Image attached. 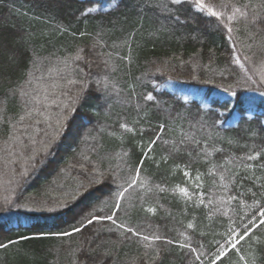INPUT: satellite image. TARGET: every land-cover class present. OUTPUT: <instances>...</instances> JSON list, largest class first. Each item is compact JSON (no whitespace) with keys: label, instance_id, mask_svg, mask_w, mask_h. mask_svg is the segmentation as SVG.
Instances as JSON below:
<instances>
[{"label":"trees","instance_id":"obj_1","mask_svg":"<svg viewBox=\"0 0 264 264\" xmlns=\"http://www.w3.org/2000/svg\"><path fill=\"white\" fill-rule=\"evenodd\" d=\"M88 3L89 0H0V101L5 100L7 89L26 80L29 72H34L37 78L34 86L37 88L40 84L54 82L59 67L55 64V58L75 54L78 48L84 50V60L78 62L80 66L88 71V63L92 64L91 75L76 77L85 79L87 87L80 92L68 127L54 147L53 154L19 185L13 203L7 204L0 196V242L17 240L15 245L0 250V253H11L7 260L0 259V264H143L142 244L137 241L124 242L114 249L107 242L115 240V236H109L106 232L101 236L95 235L99 225L90 226L83 233L71 237V247H61L68 241L57 238L18 240L21 235L65 230L101 198V193L107 195V188L96 190V186H93L84 190L83 195L68 207L51 212L40 208H14V204L23 203L35 208L46 195H56L64 182V178L58 175L60 169H67L76 163V152L83 147V138L97 136L101 128V151L119 153L123 149L129 153L130 164L138 162L142 155L140 145L146 144L151 133L146 131L135 136L124 133L119 129L121 118L126 116L130 123L139 118V126L144 128L149 127V122L157 123V120L154 110L147 118L143 113L137 117L134 105L122 103L136 77L143 78L148 73L146 79L149 82L144 88H137V91L152 90L151 81H155L154 95L173 107L175 135L178 136L183 128L192 131L198 139L208 137L210 144L224 149V153L238 155L246 151L242 147L245 144L264 146V96L248 93L258 82L245 80L239 65L232 63L230 41L226 33L217 27L214 18L196 20L189 16L187 23L178 25L157 7L161 0H125L119 12L113 15L119 16L121 21L126 19L127 23L122 26L117 24L115 29L108 25L106 34L101 37L105 46L97 44L93 48L100 19L94 18L95 13L81 18L80 13ZM185 18L181 16L182 20ZM234 27L238 29L234 37L239 38V43H252L242 22ZM61 28L67 31H60ZM247 51L240 50L241 57ZM109 52H118L120 56L130 55L131 64L116 58L111 61L116 65L115 69L109 66L105 70L107 56L101 53ZM36 58L43 60V63L38 64L34 71L33 61ZM46 58H51L52 62ZM104 75H108L118 88L124 90L119 96L112 92L111 86L106 90L103 82L97 84L96 81L102 80ZM245 85L246 88L242 89ZM80 87L76 85L73 91ZM21 107L18 96L8 97L6 103L0 104L6 119L16 117ZM56 109V106H52V111ZM163 119L167 120V115ZM190 125L195 127L190 128ZM7 131L8 125L0 124V142ZM155 147L152 155L157 159L166 155L159 144ZM224 153H214L212 159L219 161ZM186 160L185 155L169 158L159 167L152 161L145 163L142 175L152 183H163L169 191L159 194L158 203L153 197H149L145 203V207H156L155 215L144 212L137 202V208L130 211L127 217L132 224H151L152 230H171L169 234L177 236V229L182 230L191 215L183 214L184 201L170 189L177 184L183 186V165ZM118 163L113 157L106 160L104 166ZM176 165L181 167L178 169ZM197 168L202 173L207 172L206 164H195L191 170L193 177ZM78 173L79 169L72 170V175ZM195 214L199 217L198 224H208L199 210ZM221 222L226 225L227 218L217 219L213 228L217 233L224 232V228L219 226ZM200 230L198 228L195 234L197 239ZM216 239H220V236L217 235ZM243 249L249 264H264V244L253 241L245 243ZM229 260L237 264V254L231 253ZM157 264H185L184 254L173 247L171 254L165 253ZM224 264H228L227 260Z\"/></svg>","mask_w":264,"mask_h":264},{"label":"snow or ice","instance_id":"obj_2","mask_svg":"<svg viewBox=\"0 0 264 264\" xmlns=\"http://www.w3.org/2000/svg\"><path fill=\"white\" fill-rule=\"evenodd\" d=\"M124 4L125 0H89L88 6L81 11V18L95 13L94 18L100 19L93 48L97 44L105 46L101 37L106 34L108 25L115 29L117 24L122 26L127 23L126 19L121 21L119 16L113 15L118 13ZM186 5L188 7H185ZM157 7L178 25L187 23L189 16L196 20L214 18L217 27L226 33V38L230 41L233 50L232 63L245 69L248 80L257 82L248 75L244 63L251 61L252 56L244 54L242 62L240 50H251L255 46L264 53V0H161ZM181 16L186 18L182 20ZM241 22L244 24L247 38L252 43H239V38L234 37V33L238 31L234 26ZM60 31L67 29L61 28ZM83 51L78 48L75 54L69 53L55 58V64L59 67L56 69L57 79L54 82L40 84L38 90L34 86L37 78L34 72H29L27 79L10 86L5 93V100L0 101V104L6 103L8 97L18 96L22 105L16 117L7 119L4 109L0 108V124L8 125L7 135L0 142V162L3 164L0 175H11L18 186L22 185L32 170L43 165L47 157L53 154L54 147L68 127L80 92L87 87L85 79L76 77L91 75V62L87 65L88 71L78 63L84 60ZM101 55L107 56L104 61L105 70L109 66L115 69L116 65L111 61L116 58L131 64L130 55L120 56L118 52ZM46 59L52 62L51 58ZM42 63L43 60L36 58L33 61L34 71L38 64ZM148 76L149 74L145 73L143 78H135L134 83L129 85L122 103L134 105L137 117L143 113L147 118L154 110L157 123L149 122V127L144 128L139 126V118L130 123L126 116L122 117L119 123L120 130L133 136L138 133L142 135L146 131L151 133L146 144L140 145L142 155L138 162L130 164L129 153L123 149L119 153L101 151L99 133L103 132V128L97 136L84 137L83 147L76 152L77 162L67 169L61 168L58 173L64 178V182L59 186L60 191L54 196L46 195L38 203L51 212L68 207L83 195L84 190L93 186H96V190L107 188L108 194L101 193V198L83 211L65 230L40 232L32 236L21 235L18 240L57 238L68 241L61 247H71V237L83 233L90 226L99 225L95 235L101 236L106 232L109 236H115V240L107 242L114 249L124 242L137 241L142 244L143 264H157L165 253L171 254L173 247L180 249L184 254L185 264H224L226 260L228 264H232L229 260L231 253L237 254V264H249L243 245L253 241L264 244V146L245 144L242 147L246 151L238 155L233 152L224 153V149L212 146L208 137L198 139L192 131H185L183 128L178 136L175 135L173 121L176 117L172 115L173 107L154 95L155 81H151L152 90L137 91V88H144L149 82L146 79ZM96 82H103L106 90L111 86L112 92L117 96L124 91L118 88L116 82L110 80L108 75ZM260 83L264 87V74L260 76ZM78 84L81 87L73 91ZM52 106H56L58 110L52 111ZM165 115L167 120L163 119ZM191 127L195 126L190 125ZM200 127L203 129L204 125L201 123ZM166 136L169 138H165ZM157 144L161 146L162 151H166V155H162L160 159L152 155ZM214 153L224 154L216 161L212 159ZM185 155L187 160L183 165V186L177 184L170 190L184 201L183 214L191 215V219L186 224L181 222L183 228L177 229L176 237L169 234L171 230H152L151 224H132L127 217L130 211L137 208V202L144 212L155 215L156 207H145V203L149 197H153L158 203L159 194L169 191L163 183H152L147 176L142 175L145 163L152 161L159 167L169 158L175 159ZM113 157L119 163L105 167V161ZM199 163L207 165V172L202 173L197 168L193 177L192 167ZM176 167L179 169L181 166ZM73 169H79V173L72 175ZM29 199L34 200L33 197ZM189 208L192 209L191 212ZM197 210L202 213V218L208 221L207 225L197 223ZM220 217L227 218L226 225L222 222L219 224L224 228L223 233L213 230ZM198 228L201 229L198 233L199 239L195 238ZM217 235L220 239H216ZM208 236L212 239L206 240ZM16 243L17 240L12 239L0 242V250H6Z\"/></svg>","mask_w":264,"mask_h":264},{"label":"rangeland","instance_id":"obj_3","mask_svg":"<svg viewBox=\"0 0 264 264\" xmlns=\"http://www.w3.org/2000/svg\"><path fill=\"white\" fill-rule=\"evenodd\" d=\"M253 53H255V55H253ZM247 54L252 56V60L248 61V62H244L245 63V68L247 70L248 75H251L253 77L254 80H256L257 82V86L253 87L252 90H250L251 92L248 93H254L255 95H261L264 96V87L261 86L260 83V76L261 74H264V53H261V51L257 48V47H253L251 50L247 51ZM242 62H243V56L241 57ZM241 73L243 74V76L245 77V80L247 79V76L245 75V69H241ZM241 86V85H240ZM239 86V87H240ZM246 88V85L244 87H242V89ZM260 88V89H257ZM248 89V87H247ZM57 110V109H56ZM55 110V111H56ZM108 164V163H107ZM11 167V166H10ZM17 168L19 167V165L16 166ZM3 169V164L2 162H0V170ZM17 179H19V177H17ZM18 185L17 183L12 180L11 175H0V196L1 198L7 203V204H11L13 203L15 196H16V192H18ZM14 208L15 209H27V210H33L36 208H40V209H46L43 205L39 204L37 206H32L30 204L27 203H23V204H14ZM10 252H1L0 253V259H8L10 258ZM228 263V261H227Z\"/></svg>","mask_w":264,"mask_h":264}]
</instances>
